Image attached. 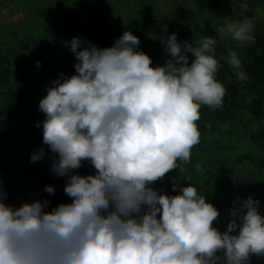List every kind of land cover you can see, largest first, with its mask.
I'll return each mask as SVG.
<instances>
[{
    "label": "clouds",
    "instance_id": "obj_1",
    "mask_svg": "<svg viewBox=\"0 0 264 264\" xmlns=\"http://www.w3.org/2000/svg\"><path fill=\"white\" fill-rule=\"evenodd\" d=\"M254 29L245 17L219 32L247 45ZM161 42L168 58L153 66L131 31L105 48L80 37L62 41L78 61L75 74L54 79L39 110L43 143L71 202L50 211L47 199L17 206L0 183V264H251L253 255L264 257L258 199L238 197L221 231L219 210L194 184H174L177 195L152 186L184 171L178 161L190 163L200 142L201 107L223 109L226 96L215 36L181 42L172 33ZM227 63L238 81L249 79L235 50ZM44 155L37 149L31 162ZM84 161L94 174L76 171Z\"/></svg>",
    "mask_w": 264,
    "mask_h": 264
},
{
    "label": "rangeland",
    "instance_id": "obj_2",
    "mask_svg": "<svg viewBox=\"0 0 264 264\" xmlns=\"http://www.w3.org/2000/svg\"><path fill=\"white\" fill-rule=\"evenodd\" d=\"M229 0H0V97L9 89H21L37 111L39 123L45 114L39 110L46 89L63 73L75 74L78 62L62 44L73 37L84 38L101 48L111 47L124 31L139 37V48L163 65L167 54L161 38L172 33L191 42L205 35L218 40L220 67L227 63L228 50H235L242 65L262 55L254 44L241 45L220 35L230 13ZM252 18L255 37L264 36V0H257ZM85 46H87L85 44ZM41 66L37 67L36 62ZM219 67V68H220ZM216 122L200 116L197 121L200 142L192 149L191 162L178 161L183 172L171 170L152 186L167 192L173 185L194 184L220 212L214 226L225 230L230 209L238 197L252 196L264 213V86H250L236 98L230 112L217 115ZM197 165L203 172L197 171ZM189 177L191 178L189 180ZM0 183L7 202L21 205L34 199H47L51 207L70 203L61 189L55 195L44 191L46 184L27 172H7L0 168ZM255 255L252 256L251 260ZM254 264H264L259 257Z\"/></svg>",
    "mask_w": 264,
    "mask_h": 264
},
{
    "label": "trees",
    "instance_id": "obj_3",
    "mask_svg": "<svg viewBox=\"0 0 264 264\" xmlns=\"http://www.w3.org/2000/svg\"><path fill=\"white\" fill-rule=\"evenodd\" d=\"M255 44L262 50V55L243 69L249 79L238 81L229 64H223L217 73V79L226 88L225 106L223 109L211 110L202 106L200 116L213 125L217 115L228 114L238 95L250 86H264V36L255 37ZM37 111L30 106L25 93L21 89H9L0 97V168L7 172H27L34 178L50 185L58 186L63 194L66 179L58 177L53 171V153L43 143V128L37 127ZM44 148L45 155L35 163L31 162V154ZM81 175L94 174L95 169L89 161H84L80 169ZM254 256L251 264L258 260Z\"/></svg>",
    "mask_w": 264,
    "mask_h": 264
},
{
    "label": "built area",
    "instance_id": "obj_4",
    "mask_svg": "<svg viewBox=\"0 0 264 264\" xmlns=\"http://www.w3.org/2000/svg\"><path fill=\"white\" fill-rule=\"evenodd\" d=\"M257 0H229L228 6L230 13L236 20H242L245 17H252ZM70 202L71 199L69 198Z\"/></svg>",
    "mask_w": 264,
    "mask_h": 264
},
{
    "label": "crops",
    "instance_id": "obj_5",
    "mask_svg": "<svg viewBox=\"0 0 264 264\" xmlns=\"http://www.w3.org/2000/svg\"><path fill=\"white\" fill-rule=\"evenodd\" d=\"M64 196L67 197V198H69V197L67 196V194H64Z\"/></svg>",
    "mask_w": 264,
    "mask_h": 264
}]
</instances>
